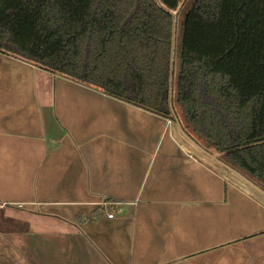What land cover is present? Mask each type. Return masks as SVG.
I'll return each mask as SVG.
<instances>
[{
  "label": "crops",
  "instance_id": "obj_1",
  "mask_svg": "<svg viewBox=\"0 0 264 264\" xmlns=\"http://www.w3.org/2000/svg\"><path fill=\"white\" fill-rule=\"evenodd\" d=\"M114 98L0 53V264H264V197Z\"/></svg>",
  "mask_w": 264,
  "mask_h": 264
},
{
  "label": "trees",
  "instance_id": "obj_2",
  "mask_svg": "<svg viewBox=\"0 0 264 264\" xmlns=\"http://www.w3.org/2000/svg\"><path fill=\"white\" fill-rule=\"evenodd\" d=\"M183 0H0V53L163 117ZM175 100L191 130L264 190V0H192Z\"/></svg>",
  "mask_w": 264,
  "mask_h": 264
},
{
  "label": "rangeland",
  "instance_id": "obj_3",
  "mask_svg": "<svg viewBox=\"0 0 264 264\" xmlns=\"http://www.w3.org/2000/svg\"><path fill=\"white\" fill-rule=\"evenodd\" d=\"M191 1L192 0H183L182 3L177 8V10L173 11V13H172L173 16H174V20H175V36H174V47H175V50H174V59H173V85H172V94L171 95H170V91H169V100H170V103H171L170 109L172 108V110H171V116H172V113H174V115L177 117V119H179L178 117H180L181 118L180 120H183V122H185L184 124H186L187 131H188V133H190L189 135H191V137L196 142H198L202 147H204L206 150L210 151L215 157H217L218 159L221 160V155L218 154L217 152H215V150L213 149V147L210 144H208L201 137L197 136L191 130V128L188 126V124L184 120L183 113H182L179 105L176 103V100H175V94H176V91H175V82H176V75H177L178 70H179V52H180L179 49H180V40H181V31H182L181 24H182V20H183V16L185 14L186 8L189 6V4L191 3ZM113 97H115V96H112V98ZM114 99H115V101L113 103V106L111 105L113 108H118V107L125 108L127 106L126 105L127 102L125 100H123L121 98H118V97H115ZM108 106H110V104ZM193 152L197 156L202 157V155H200V153L196 152L195 150H193ZM206 160H207V162H209V164H211L215 168H219V166L215 162H213L212 160H210V159H206ZM220 170H221V172H225L227 174V176H232L230 178H235L234 180H236L237 182H239L240 186L249 188L242 181H240L236 177H233V175L230 174L227 170H225L223 168H221ZM241 173H243V172H241ZM243 174L246 175L245 173H243ZM252 181L255 182L258 186L263 187L260 182L254 180V179H252ZM249 190H251L253 193L255 192L251 188H249Z\"/></svg>",
  "mask_w": 264,
  "mask_h": 264
},
{
  "label": "water",
  "instance_id": "obj_4",
  "mask_svg": "<svg viewBox=\"0 0 264 264\" xmlns=\"http://www.w3.org/2000/svg\"><path fill=\"white\" fill-rule=\"evenodd\" d=\"M174 36H175V20H174V32H173V48H172V67H171V77H170V95L172 94V85H173V59H174ZM171 105V103H170ZM172 110V108H171ZM179 131L181 136L186 140L197 152L200 154L210 158L212 161H214L217 165L222 167L223 169L227 170L230 174L235 176L237 179L242 181L246 186L254 190L257 194L264 197V190L258 186L255 182H253L251 179H249L247 176H245L243 173L238 171L237 169L229 166L222 160L215 157L210 151L206 150L204 147H202L198 142H196L189 134L185 132V130L182 129L179 125Z\"/></svg>",
  "mask_w": 264,
  "mask_h": 264
},
{
  "label": "built area",
  "instance_id": "obj_5",
  "mask_svg": "<svg viewBox=\"0 0 264 264\" xmlns=\"http://www.w3.org/2000/svg\"><path fill=\"white\" fill-rule=\"evenodd\" d=\"M107 217H108L109 219H111V218H113V214H108Z\"/></svg>",
  "mask_w": 264,
  "mask_h": 264
}]
</instances>
